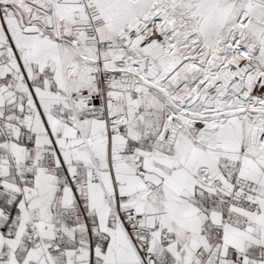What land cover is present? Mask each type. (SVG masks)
Listing matches in <instances>:
<instances>
[{"label": "snow or ice", "instance_id": "1", "mask_svg": "<svg viewBox=\"0 0 264 264\" xmlns=\"http://www.w3.org/2000/svg\"><path fill=\"white\" fill-rule=\"evenodd\" d=\"M0 264H264V0H0Z\"/></svg>", "mask_w": 264, "mask_h": 264}]
</instances>
